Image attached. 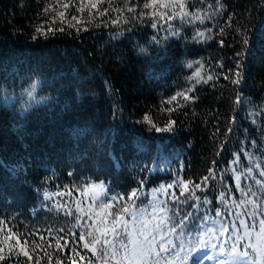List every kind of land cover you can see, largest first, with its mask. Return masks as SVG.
<instances>
[{"label":"trees","instance_id":"obj_1","mask_svg":"<svg viewBox=\"0 0 264 264\" xmlns=\"http://www.w3.org/2000/svg\"><path fill=\"white\" fill-rule=\"evenodd\" d=\"M33 77L50 103L0 107V264H128L129 231L207 264L259 232L264 0H0V99Z\"/></svg>","mask_w":264,"mask_h":264},{"label":"snow or ice","instance_id":"obj_2","mask_svg":"<svg viewBox=\"0 0 264 264\" xmlns=\"http://www.w3.org/2000/svg\"><path fill=\"white\" fill-rule=\"evenodd\" d=\"M95 4H92V7H95ZM148 4H145V7H148ZM67 7V5H65ZM81 11L83 8L80 9ZM131 11V9H129ZM153 27L156 25L153 24ZM39 31V29H38ZM191 67V65H189ZM197 76H199V73H197ZM209 80L212 79L211 76L208 77ZM157 131H171V128L166 129H157ZM252 147L258 148V146L253 142ZM243 151V149H241ZM249 160V167L248 171L245 173V179H253L254 183L259 186V188L256 191H253V188L251 185H246L248 188V194L251 196L256 197L257 200H260L261 197L257 194V192L264 190V182H262L261 179H256L254 176L251 175V173L255 170L256 175H258L261 178H264V170H261L262 166H264V160L256 161L254 158V155H248V153H245ZM239 162V155L236 156L233 163ZM236 179L239 181L240 176L237 175ZM197 188L200 187V185H196ZM239 187V185H238ZM243 190V189H242ZM183 191H187V185L184 186ZM47 195V194H45ZM135 195V193L133 194ZM221 200H224L223 194H221ZM205 203L207 201L205 200ZM248 203L252 204L253 201L249 200ZM127 211V210H126ZM163 211V209H161ZM136 215V214H134ZM144 215L143 211L139 213V216L142 217ZM255 216V213H253V217ZM175 218V213L173 214V219ZM171 222L167 214L165 213L164 218H162L159 222V224L155 225L153 228V232L156 234H159L162 230V226L165 224V222ZM141 225L147 231L148 229V221L141 220ZM243 223V222H242ZM127 227V226H126ZM176 227H180L181 234L183 233V221H180L179 224H174L171 231H175ZM259 232H252L245 230L244 236H237V241L231 244L230 246L223 245V248L220 247V252L223 254L225 253L226 247L228 248L227 254L224 257L225 264H264V220L259 221ZM89 236H92L93 234L91 232L88 233ZM141 235L144 236V239H137L135 231H129L127 234V244L122 243V247L125 249L126 255L122 258L123 260H127L128 264H147V258L149 256L155 255L159 257L161 253H168L170 256L173 257L172 260L168 261V264H175L176 259L181 260V264H183L184 260H187L188 255L190 253H185L183 257H180L178 253L171 251V249L175 247H181L183 248V245H173L172 241L170 239H167L165 236H161L159 240V252L155 251V246L157 244L156 241V235L152 234L151 232L147 235L145 232H141ZM151 235V239L148 238V236ZM248 237L251 241L247 247L251 249V255L248 251H239L237 247V243L239 240L244 239V237ZM83 238V237H81ZM98 238H94L93 242H97ZM107 243V241H106ZM131 246V247H129ZM85 247H88L87 244H85ZM27 255V253H25ZM115 256V253L113 254ZM204 259L203 256H201L199 253H196L195 255L191 256L190 264H201V261ZM156 264H159V261H156Z\"/></svg>","mask_w":264,"mask_h":264},{"label":"clouds","instance_id":"obj_3","mask_svg":"<svg viewBox=\"0 0 264 264\" xmlns=\"http://www.w3.org/2000/svg\"><path fill=\"white\" fill-rule=\"evenodd\" d=\"M42 81L40 77H33L27 84L24 85L22 98L16 99V94H13L10 102L7 97L0 99V107L11 110L17 117L26 118L33 111L38 110L41 106H46V102H51L52 97L44 91L40 96L36 93L41 88ZM6 88L7 85L4 84Z\"/></svg>","mask_w":264,"mask_h":264},{"label":"rangeland","instance_id":"obj_4","mask_svg":"<svg viewBox=\"0 0 264 264\" xmlns=\"http://www.w3.org/2000/svg\"><path fill=\"white\" fill-rule=\"evenodd\" d=\"M89 189L91 190L93 195L101 196L104 194V187H102L101 185H98V182L91 183ZM202 253H205V252H202ZM220 256L222 255L219 254V257ZM219 257H210L211 259L207 262V264H219L220 261L225 262L224 259L218 260Z\"/></svg>","mask_w":264,"mask_h":264}]
</instances>
